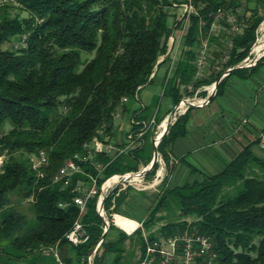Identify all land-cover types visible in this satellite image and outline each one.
I'll use <instances>...</instances> for the list:
<instances>
[{
  "label": "trees",
  "instance_id": "1",
  "mask_svg": "<svg viewBox=\"0 0 264 264\" xmlns=\"http://www.w3.org/2000/svg\"><path fill=\"white\" fill-rule=\"evenodd\" d=\"M173 1L182 0H12L0 5V153L7 154L0 166V264H47L33 260L43 255L42 247L56 241L59 258L65 264H87V256L104 227L96 210L98 194L87 199L80 217L87 240L72 244L64 235L79 216L73 188L77 178H89L76 173L62 187L59 182H51L52 175L74 152L81 151L83 144L97 137L101 126L111 135L114 113L129 110L135 93L150 81L158 59L168 50L172 28H180L183 21L171 13ZM192 2L197 14L189 16L181 59L166 90L176 103L182 95L192 96L199 86L217 80L223 70L216 69L211 59L209 74L195 78L200 18L206 20L203 30L207 31L209 11L219 6L241 7V0ZM11 8L17 12L11 14ZM250 15L243 32L232 38L230 58L222 67L245 56L253 42L255 29L264 16L256 10ZM11 40L15 42L10 48L3 47ZM211 41L219 40L212 36ZM83 53L90 56L83 58ZM219 55L216 50L214 57ZM262 60L230 73L247 78ZM225 82L226 76L217 84L215 95L222 93ZM180 85L185 87L182 93ZM123 97L127 100L123 101ZM192 107L177 115L157 145L167 175L142 227L145 229L155 212L173 199L179 204L181 218L162 223L157 231L169 235L189 229L211 235L218 254L215 264H264V153L257 155L251 149L260 142L264 128L216 173L167 187L176 164L171 144L187 133ZM6 124L9 127L4 130ZM153 134L148 129L141 143L111 160L98 185L113 173L137 170L140 163H147L153 150ZM40 149L46 150L48 164L42 166L44 175L38 178L30 158ZM95 158L103 163L109 160L102 154ZM84 169L96 173L91 165H84ZM154 170L155 166L148 176ZM128 189L114 191L105 199L106 212H118ZM11 192L31 197L35 222L25 230L26 216L12 205ZM121 217L115 214V223L125 227ZM111 218L108 231L115 227ZM108 231L92 264H106L109 252L115 255L111 264H121L123 242L134 233L140 235V248L143 246L140 227L130 234L121 230L113 240L105 238Z\"/></svg>",
  "mask_w": 264,
  "mask_h": 264
},
{
  "label": "built area",
  "instance_id": "2",
  "mask_svg": "<svg viewBox=\"0 0 264 264\" xmlns=\"http://www.w3.org/2000/svg\"><path fill=\"white\" fill-rule=\"evenodd\" d=\"M12 2V0H0V5L4 3ZM173 6H180L182 8V14L178 20L182 19V24L180 26L181 35L184 39L185 31L188 25L185 26L184 22L187 20L189 22V16L191 13L197 14V8L193 4L192 0H182V1H173ZM240 7L234 8H224L216 7L214 10L209 11V16L211 17V22L209 24L208 30L204 31L203 27L206 24L204 18L199 20V43L197 47V53L194 60L195 67V78H202L209 74V61L214 59V66L216 69H223L221 79L227 76L230 71L234 68H243L251 67L257 64V62L264 56V33L261 29L260 23L258 29L255 31V39L248 49L245 56H243L237 62L222 67L227 60L230 58L231 48H232V38L237 34H241L245 27L247 26V18L244 17L241 13ZM241 16V18H240ZM225 33V34H224ZM217 37L218 43L212 42L211 37ZM173 39V35L169 36ZM221 41V42H220ZM214 46L219 50V57H214L212 49ZM161 58V57H160ZM160 58L158 60H160ZM152 75V72L150 76ZM214 81L210 84H205L199 86L195 91L192 97L186 96L183 97L198 106L205 105L204 102L206 96L213 91ZM190 88V87H188ZM205 91L206 94L201 97H197V94ZM135 93V98H136ZM127 100L126 97H123V101ZM183 101H179L177 112L183 113L187 104L183 102L184 106L182 107ZM204 103V104H203ZM118 111L114 113V116L118 115ZM129 128L123 134L121 140H114L107 134L104 130V126L99 128L97 137L95 139L88 140L83 144V149L81 151L74 152L70 158L66 161L65 170L60 175H52L51 182H59L62 187L66 186L71 179V176L76 173H81L88 176L89 180H85L80 177L77 178L74 190L77 192L73 197L74 203L79 205V216L77 222L72 226V231L65 233V238L72 244H79L87 240L88 234L85 232L83 225L80 221V217L85 210V204L89 197L98 194L96 202V210L98 213L106 216V210L104 208V203L102 210L98 209V197L100 192L104 194L111 190L114 186L118 185L115 191L121 190L127 185H131L135 189L144 190L148 188H154L159 190L160 186L163 185L165 176L167 175L166 163L163 159L161 153L157 157L155 163V170L151 176L148 174L141 175H125L127 172L122 173H113L106 177L104 181L98 185V179L103 177L104 167L119 154L126 152L128 149L134 148L136 145L141 143L144 133L148 129H152L154 134L153 138L157 136L158 131L160 130V123H157V114L154 111L151 116L147 119L135 118L133 114L128 117ZM246 122V119L243 118L240 124ZM138 126L137 128H134ZM261 147L264 146V135H261L260 139ZM102 154L105 157H108L109 160L106 163L100 161L97 157ZM2 157H5L3 153H0V166H2ZM46 160V150L40 149L35 155H32L30 158V165L36 166L38 168V178L39 171L41 170V162ZM149 162V161H148ZM148 162L145 163L148 165ZM84 165H91L96 173H90L84 169ZM143 163H140L138 169L142 168ZM147 168V167H146ZM61 205V203H59ZM113 205L110 207L112 208ZM116 213H111V219L114 221V215ZM116 224V223H115ZM123 228V226L119 225ZM142 229V242L143 246L140 248V254L135 264H215L217 260V252L214 248V243L212 236L206 233H201L196 230H176L172 234L165 235L161 231L154 232L153 236L150 237L149 234L143 229L141 224L139 226ZM135 228V229H136ZM126 232L128 230H125ZM58 243L56 241L54 244L48 247H42L41 251L45 254H53L57 260V264H65L60 260L58 255ZM101 244L100 240L97 241L94 246L96 251L99 245ZM94 251V253H95ZM93 254L87 256V264H92ZM231 264H237L232 262Z\"/></svg>",
  "mask_w": 264,
  "mask_h": 264
},
{
  "label": "crops",
  "instance_id": "3",
  "mask_svg": "<svg viewBox=\"0 0 264 264\" xmlns=\"http://www.w3.org/2000/svg\"><path fill=\"white\" fill-rule=\"evenodd\" d=\"M261 6L260 0H241L240 8L243 13L245 11L252 13L253 10L260 13ZM216 50L214 46L213 56ZM180 59L181 52H174L172 46L168 57L158 60L159 62L153 68L150 81L139 88L130 109L117 110L119 113L113 119V126L117 128V132L113 131L112 126L113 133L110 135L112 139H122L123 134L129 128L128 117L131 114L142 119L149 118L154 111H156L157 118L167 116L176 102L166 90ZM208 71L210 72V68ZM184 88L180 85L179 92L182 93ZM196 96L201 97V92ZM243 118L246 122L240 124ZM186 127L187 133L177 137L171 144L170 153L176 159V164L166 181L167 187L192 183L201 180L204 175L216 173L243 145L261 135L264 128V60L247 78H242L235 72L229 73L226 76L222 93L214 94L205 105L191 108ZM136 190L127 191L116 214H120L121 211V214L133 219L136 226L140 224L142 226V221L148 218L149 211L158 198V190L154 188ZM137 199L141 200L140 204H146L145 213L139 219L132 216L131 209L127 208V204ZM109 231L111 235L105 238L113 240L121 230L117 232L110 229ZM131 232L133 230L127 231V234ZM134 254L136 258L130 260L129 264L136 263L140 249L135 250ZM110 255L114 253H106L105 263H108L106 259H110Z\"/></svg>",
  "mask_w": 264,
  "mask_h": 264
},
{
  "label": "rangeland",
  "instance_id": "4",
  "mask_svg": "<svg viewBox=\"0 0 264 264\" xmlns=\"http://www.w3.org/2000/svg\"><path fill=\"white\" fill-rule=\"evenodd\" d=\"M260 2H261V5H262L261 6V12H260V14H262L264 16V0H260ZM241 11H243V10H241ZM10 12H11V14H14L15 12H17V9L14 10V9L11 8L10 9ZM246 12L247 11H245V13L241 12L244 17L248 18L249 16H251L250 15V13H251L250 11H249V13L248 12L246 13ZM171 13L172 14H175L179 18L181 16V14H182V8L180 6H173V7H171ZM22 14L23 15H27L26 12H22ZM248 19L246 21L247 24H248ZM172 20L173 19L171 18L170 19V23L172 22ZM263 20H264V17H263L262 21ZM260 23L258 24V26L256 27V29H258ZM184 24H185V26L188 25V21L186 20L184 22ZM256 29H255V31H256ZM254 39H255V37H254ZM168 40H169L168 41V45H171V43H172V46L174 48V52L179 53V51H180L181 52V55H182V50H183L182 48H184L185 45L183 43V38H182V35H181V29L180 28H174L173 29V39H171L169 37ZM14 42H15L14 40L13 41L11 40L10 42H6V43H4L3 47H9L10 48L11 45H12V43H14ZM252 43H251V45H252ZM89 56H90V54H86V53H83V55H82L83 58H86V57H89ZM262 58L260 60H262ZM251 67H253V66H251ZM243 68H250V67H243ZM184 97H186V96H184ZM189 97H192V96H189ZM162 119L163 118H159L158 117L157 118V123H160ZM8 127H9V124H6L4 126V130H7ZM113 131L117 132V128L114 127L113 128ZM151 140H152V137H151ZM251 149L257 155H263V153H264L263 147H261L260 143H254L252 145ZM2 153L4 154L5 157L7 156V154L5 152H2ZM127 187H129V189L136 190L131 185H127L124 188H121V190H124ZM136 191H138V190H136ZM9 196H10L12 205L15 208H17L18 210H20L21 212H23L25 214V216H26V224H25L23 230L31 227L34 224V222H35V216H34V213H33V210H32V206L30 204L31 197L30 198H24L22 196V194L19 193V192H11L9 194ZM172 200L173 199H169V201H168L169 204H164L160 209H158L155 212V214L153 216V219L145 226V229L144 230L148 234L154 233L157 230H159V228H160V226H161L162 223H166V222H169V221H175V220H178V219L181 218V216L179 215V204L173 202ZM140 202H141V200L139 201L137 199L136 201L135 200L134 201L132 200V202L130 204H127V208L128 209H131V212L133 213L132 216L137 217L138 219L141 217V215H143L145 213L144 212L145 211V207L144 206L146 205V204H140ZM120 208H121V206H120ZM106 213H107L106 214V217L108 218V220H110L109 219V216H111V213L112 212H106ZM114 213H116V212H114ZM119 213L122 216L121 217L122 218L121 220L124 223L125 227H127L129 231L135 230L134 229L135 228L134 226H136V222L133 219H130L127 216L121 214L122 213L121 211ZM186 219L191 220L192 218H191V216H187ZM113 223H114V221H113ZM125 227L122 228L118 224H115V227H113L111 229L119 232V230H122V231L124 230L125 231L126 230ZM109 232L111 233V231H109ZM110 233H107L108 234L107 236L111 235ZM123 247L125 248V251H124V253L122 255L121 264H129V261L130 260H135V258H136V255L135 254L133 255L134 251L140 249V235L137 234V233H134V234H132L130 236H127V238L123 242ZM114 256L115 255H110V259H108V258L106 259V261H108V263H106V264H111ZM55 260L56 259L53 256V254H51V253L50 254L43 253V255H40V256L36 257L33 260V262H41V263L43 262V263H47V264H54L55 263ZM1 261H3V257L2 256H0V262Z\"/></svg>",
  "mask_w": 264,
  "mask_h": 264
},
{
  "label": "water",
  "instance_id": "5",
  "mask_svg": "<svg viewBox=\"0 0 264 264\" xmlns=\"http://www.w3.org/2000/svg\"><path fill=\"white\" fill-rule=\"evenodd\" d=\"M263 22H264V20H263ZM173 29H174V28H172V30H171V35H173ZM171 47H172V43H171V45L169 46L167 52L161 56L160 60H162L163 58H165V57L168 55V53H169ZM160 60H159V61H160ZM159 61H158V62H159ZM220 80H221V78L219 77L217 80L214 81L213 91L210 92V93L206 96V98H205V100H204L205 103H206V102H209V100L211 99V97L215 94L217 84L219 83ZM180 100L187 104V108H188L189 106H198L197 104H195V103H193V102H191V101H189V100H187V99H185V98H181ZM180 100H179V101H180ZM178 104H179V102H177V103L173 106V108L170 110V112L167 114V123H166V125L164 126V128L162 129V131H160V132L157 134V136H155V137L153 138V150H152V155H151V158H150V160H149V162H148V165H146L145 163H143L142 168L137 169V170L126 171L127 174H125V175L130 176V175H141V174H146V173L150 172V171L153 169V167H154V165H155V163H156L157 157H158V155H159V151H158V149H157V145H158L159 141H160V140L162 139V137L168 132V129H169L170 125L175 121L177 115L181 114V113H178V112H177ZM203 104H204V103H203ZM187 108H186V109H187ZM146 167H147V168H146ZM117 186H118V185L114 186L111 190H109V191H108L107 193H105V194H104L103 192H100L99 197H98V198H99V199H98V200H99V201H98L99 203H98V205H97L99 211L102 210L103 203H104L105 199H106L109 195H111V194L116 190ZM99 215L102 217V219H103V223H104L103 232H102L101 237L99 238L100 242H102L103 239H104V236H105L106 232H107L108 229H109V220H108V218H107L106 216H104V215H102V214H100V213H99ZM114 224H115V223H114ZM94 249H95V248H93V249L91 250L90 254H93V253H94V251H95Z\"/></svg>",
  "mask_w": 264,
  "mask_h": 264
},
{
  "label": "bare ground",
  "instance_id": "6",
  "mask_svg": "<svg viewBox=\"0 0 264 264\" xmlns=\"http://www.w3.org/2000/svg\"><path fill=\"white\" fill-rule=\"evenodd\" d=\"M261 29H262V32L264 33V22H262V24H261ZM181 104H182V107H183V106H184L183 102H182ZM166 123H167V116L164 117V118L161 120V123H160V130L158 131V133H159L160 131H162V129L164 128V126L166 125ZM98 132H99V129H97V133H98ZM95 138H96V137H95ZM95 138H93V139H95ZM70 157H71V156H70ZM70 157H68V158H70ZM68 158H67V159H68ZM67 159L65 160L64 164L61 165V166L59 167V169L54 173V175H60V174H62V172L65 170ZM2 162H3V161H2ZM47 164H48V158H47V154H46V160L43 161V162H41V170L39 171V176H43V175H44V170L42 169V166H43V165H47ZM32 168L35 169V170L37 171V174H38V168H36V166H32ZM75 222H77V219L74 221V223H75ZM74 223H73V224H74ZM70 231H72V228H71L68 232H70Z\"/></svg>",
  "mask_w": 264,
  "mask_h": 264
}]
</instances>
